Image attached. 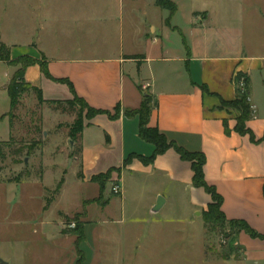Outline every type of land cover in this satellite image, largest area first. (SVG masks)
Returning a JSON list of instances; mask_svg holds the SVG:
<instances>
[{
	"label": "crops",
	"instance_id": "obj_1",
	"mask_svg": "<svg viewBox=\"0 0 264 264\" xmlns=\"http://www.w3.org/2000/svg\"><path fill=\"white\" fill-rule=\"evenodd\" d=\"M140 1L129 0L127 4L134 8ZM170 1L177 7L170 23H166L170 11L151 0V20L147 21L145 13V23L128 35L126 45L122 19L125 0L119 4L105 2L111 10L100 18L98 29L104 36L121 38L119 51L48 55L22 49L14 50L11 59L31 57L47 63L51 78L39 65L29 67L24 76L26 83L42 91L45 103L74 99L69 85L60 82L65 80L91 108L113 115L119 110L115 120L108 115L84 119L78 165L82 181L98 185L97 197L104 196L106 187L102 191L94 177L110 174L108 182L116 183L122 196L124 173L158 174L184 187L195 210L207 212L212 197L204 188L194 186L191 162L183 160L174 148L150 162L156 147L140 137L139 116H128L142 106L146 94L152 106L149 128L157 129L177 148L202 153L206 182L222 197L227 221L243 222L260 236L239 231L235 246L241 257H233L230 262L264 264V44L255 49L249 38L245 46L232 34L230 10L236 9L237 0H211V7L192 9L183 19L177 18L179 7ZM158 13L159 24L155 19ZM176 33L184 38L183 45L174 44ZM133 56L140 59H129ZM0 64L10 70L8 83L2 84L8 94L7 87L20 66ZM239 74L249 80L250 104L255 112L248 127L257 143L235 131L240 113L224 105L237 97L234 78Z\"/></svg>",
	"mask_w": 264,
	"mask_h": 264
},
{
	"label": "rangeland",
	"instance_id": "obj_2",
	"mask_svg": "<svg viewBox=\"0 0 264 264\" xmlns=\"http://www.w3.org/2000/svg\"><path fill=\"white\" fill-rule=\"evenodd\" d=\"M120 1L0 0V47L48 55L119 51L121 38L104 36L98 27L108 10L105 2ZM174 1L179 19L212 5L211 0ZM128 2L122 18L125 45L128 35L145 23V13L151 20V0L134 8ZM235 8L230 10L232 34L245 46L252 38L260 49L264 0H237ZM160 18L156 14L158 24ZM174 35V44L183 45L184 38ZM9 72L0 64V117L11 111L2 88ZM78 110L40 102L28 91L13 118H0V142L11 143L4 148L5 159L0 156V264H77L80 255L85 264H237L230 262L241 257L234 229L207 222L205 212L190 204L188 191L163 175L124 173V195L112 192L117 184L111 181L104 196L97 197L98 185L81 179L80 137L70 138ZM160 197L165 204L154 213Z\"/></svg>",
	"mask_w": 264,
	"mask_h": 264
},
{
	"label": "trees",
	"instance_id": "obj_3",
	"mask_svg": "<svg viewBox=\"0 0 264 264\" xmlns=\"http://www.w3.org/2000/svg\"><path fill=\"white\" fill-rule=\"evenodd\" d=\"M157 5L164 10L170 11V16L166 22V23H170V19L174 16L177 10L176 5L172 3L170 0H158ZM3 50L6 51L5 57L2 56ZM129 59L136 60V59H140V57L133 56ZM0 61L5 62L9 66H13V67L20 66L19 71L14 75L10 85L7 87V92L11 99V111L1 119L13 118V116H15L14 114L15 111L21 105L22 96L28 91L34 92L37 98L39 99V101L44 102L42 97V91L26 83L24 76L26 70L29 67L39 65L45 76L51 78L46 62H41L31 57H20L16 60H12L10 51H8L4 45L0 47ZM242 77L244 76L239 74L237 81L239 82V80ZM60 82L69 85L71 92L74 95V99L72 101L65 103L54 102L53 104H59V105L66 104L71 108H76V107L79 108L77 118L70 132V138L72 140L75 141L77 140L78 137L81 138L84 129L85 118H93L98 115H108L112 120H115L118 117L119 115L118 109H116L114 115L109 111L95 110L91 108L84 100H82L76 95L74 87L70 82L65 80H61ZM236 91H237L236 99L232 102H225L224 105L231 109H235L240 113V115L237 118V125L235 127V131L241 136H249L252 143H257L258 141L256 140L253 132L248 127V122L253 119V114H254L251 109L252 106L248 100V98L250 97L249 80L247 79V93L242 94L241 91L237 88V85H236ZM151 109L152 106L150 104V99L145 94V101L143 102L142 106L137 111L128 113V116H132V115L139 116L140 137L144 141L151 143L156 147L155 154L150 158V162H153L158 155L164 154L169 149L174 148L181 155V158L183 160L191 162L194 171V176H193L194 186L197 188H204L212 197V203L209 205L207 212H205L204 214L206 221L212 224H217L218 227H220V229L225 224H229L234 229L235 235L239 231L245 230L254 237H260L257 234L253 233L250 230V228L243 222L227 221L224 213L222 212V204H223L222 197L217 193L214 187L209 186L208 183L206 182L205 172H204V167L206 165L205 156L202 153H189L183 149L177 148L174 143L168 142L166 137L160 134L157 129L149 128ZM225 126L227 128V132L230 133V131L228 130L227 122L225 123ZM10 147H11L10 142H2V143L0 142V156L1 157L5 156L4 148H10ZM30 151L31 150L28 151V155L30 154ZM109 179H110V174H107L103 176L94 177L93 181L98 183L101 186V190L103 191ZM78 231L80 232V229ZM77 243L80 244V242ZM77 264H85V257H81L80 255Z\"/></svg>",
	"mask_w": 264,
	"mask_h": 264
},
{
	"label": "built area",
	"instance_id": "obj_4",
	"mask_svg": "<svg viewBox=\"0 0 264 264\" xmlns=\"http://www.w3.org/2000/svg\"><path fill=\"white\" fill-rule=\"evenodd\" d=\"M238 80V75L235 76L234 78V81H235V85H237V88L241 91L242 94H245L247 93V78L244 76L242 77L239 82L237 81ZM148 88V85L145 86L144 89H147ZM249 102H250V97L248 98ZM252 109V112L254 113V108L251 107ZM112 192L115 194V195H120L121 194V189L118 185H115L112 189ZM69 229H75L76 225L75 224H70L69 226Z\"/></svg>",
	"mask_w": 264,
	"mask_h": 264
},
{
	"label": "water",
	"instance_id": "obj_5",
	"mask_svg": "<svg viewBox=\"0 0 264 264\" xmlns=\"http://www.w3.org/2000/svg\"><path fill=\"white\" fill-rule=\"evenodd\" d=\"M73 144V142H71ZM72 150H73V145H72ZM28 163V160H26V164ZM165 201L163 200V198H159L157 205L155 206V208L153 209V212L156 213L158 211H160L162 209V207L164 206ZM1 264H6L4 262H1Z\"/></svg>",
	"mask_w": 264,
	"mask_h": 264
}]
</instances>
